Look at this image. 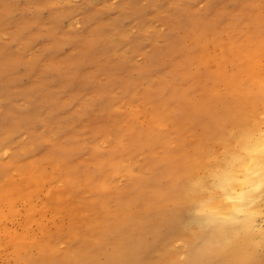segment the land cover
Segmentation results:
<instances>
[{
  "label": "bare ground",
  "instance_id": "bare-ground-1",
  "mask_svg": "<svg viewBox=\"0 0 264 264\" xmlns=\"http://www.w3.org/2000/svg\"><path fill=\"white\" fill-rule=\"evenodd\" d=\"M229 23L226 26L229 27ZM235 34H227L223 40L214 28L203 29L199 35L191 37V58L202 68L213 63L212 70L205 69L202 74L196 72L194 76L183 73L186 80L178 79L179 82L175 83L173 78L171 85H166L163 75L156 73L154 77L157 80L153 85L148 84L147 89L138 90L134 84L122 85L114 103L108 96L112 90L110 75H104V82L98 86L102 93L97 94V101L86 106L85 114L87 119L97 113L105 118L89 126L97 134L96 144H101L97 142H101L99 139L106 133L107 121L116 127L127 122L131 128H116L111 134L109 152L106 156L101 154L102 157L94 158L95 167L89 175L80 169L84 161L81 158L87 156L91 159L99 149L97 145L84 143L59 149L58 143L49 144L46 142L48 139L41 140L44 145L49 144L48 149L34 160H25L15 169L18 179L22 178L29 188L25 193L12 184L7 163L0 164V179L6 182L0 184V207L7 204L9 214L13 215V202L20 199L28 204L29 209L25 211L30 221L37 211L33 204L35 192L39 193L38 190L47 185L52 192L48 196L50 208L68 207L72 210L71 216L76 212L84 214V222L79 227L86 235L83 238L75 235V242L87 241L89 249L93 250L91 253H96L105 248L109 234L117 236L112 252L113 264H132L135 261L147 264L144 248L145 236L149 234L159 236L155 245L158 252L171 259L183 256L180 264H264V120L241 109L249 99H264V27L249 34L239 29ZM107 42L103 38L100 45L107 47ZM216 47L221 50L218 58L211 54ZM164 50L177 52L181 48L173 49L171 46ZM183 55L185 57V54H179L180 57ZM176 66L172 60L168 72L175 78L179 76L174 72ZM228 68L231 69L230 74ZM174 83H184L188 89L178 91L179 86ZM219 85L239 106L235 108L236 115L230 129L219 131L214 137L221 145L220 152L215 155L206 149L205 142L199 140L195 129L181 114L176 120L171 114H177L181 104L191 102L189 92L197 90L205 99L215 98ZM84 86L87 92L94 93L92 84ZM140 95L143 98L151 96L148 98L150 112L142 110L135 116L119 117L118 108L138 105L133 99ZM139 116L142 121L137 124ZM77 118L75 116L74 123L83 132L84 123ZM137 156L142 157L139 164ZM42 161L51 165L53 171L43 174ZM13 162L17 165L19 161L15 157ZM73 163L76 169L72 167ZM120 176L125 177L128 186L117 200V212L110 215L107 202L113 192V180ZM78 182L91 190L88 197L81 196ZM39 230L44 232L41 226ZM24 235L22 238L21 233H16L10 237L15 250L27 242ZM60 238L59 235L42 238L39 243L41 252L46 250H43L41 260L52 259L54 247L61 243ZM31 239L34 240L32 237L29 241ZM177 242H180V251L175 248ZM27 263L39 264L34 261Z\"/></svg>",
  "mask_w": 264,
  "mask_h": 264
},
{
  "label": "rangeland",
  "instance_id": "rangeland-1",
  "mask_svg": "<svg viewBox=\"0 0 264 264\" xmlns=\"http://www.w3.org/2000/svg\"><path fill=\"white\" fill-rule=\"evenodd\" d=\"M207 27L214 28L223 40L227 34L235 36L239 29L244 34L258 32L264 27V0H0V164L7 163L12 184L19 187L17 190L21 193L29 191L22 178L18 179L15 169L25 160L39 157L49 144L58 143L59 149L84 143L97 145V134L89 126L105 118L97 113L87 119L85 114L86 106L97 101V94L102 93L98 86L104 82V75H110L112 90L108 96L114 103L122 85L134 84L138 90L147 89L148 84L153 85L157 80L156 73L163 75L166 85H171L173 78L176 83L178 79L186 80L184 74L194 76L196 72L202 74L205 69L212 70L213 63L205 68L199 67L190 52L191 37ZM103 38L108 41L107 47L100 45ZM171 46L173 49L179 46L182 52L164 50ZM220 53L219 47L211 52L216 58ZM179 54H185V57ZM172 60L177 64L174 72L179 76L176 78L173 73H168ZM228 69L230 74L231 69ZM85 84H92L94 93L87 92ZM175 85L179 86L178 91L188 89L184 83ZM171 90L175 91V88ZM216 90V97L208 99L200 91L189 92L191 102L181 104L177 114H171V117L176 120L181 114L195 129L199 140L205 142L206 149L218 155L221 145L214 137L219 131L230 129L236 115L235 108L239 105L230 100L222 85ZM145 97L140 95L133 99L138 102L136 106H120L119 117L135 116L142 110L150 112L148 98L151 96ZM243 106L241 109L245 113L251 111L257 119L264 120V99H249ZM75 116L83 121V132L78 124L75 125ZM141 121L140 116L136 118L137 124ZM109 122L105 124L106 133L99 139L101 142H97L101 143L97 145L99 149L91 159L87 156L81 158L84 161L80 169L85 175L93 171L94 158L106 156L109 152L111 134L116 128L128 130L131 126L123 122L116 127ZM43 139H48L49 144L44 145ZM15 157L19 161L17 165L13 162ZM136 159L137 164L141 163L142 157ZM40 165L43 174L53 171L52 166L43 161ZM72 167L76 169L74 163ZM74 177L82 180L78 175ZM114 180L113 192L107 202L110 215L117 212V200L128 186L125 177ZM5 183L0 179V184ZM77 186L81 196L88 197L91 190L83 187L81 182ZM47 188L45 185L38 190L39 193L35 192L38 196L35 195L33 204L37 211L33 213L31 223L26 216L28 204L20 199L13 202V215L9 214L7 204L0 207V264H28L29 261L39 264H113L111 259L117 236L109 234L105 248L91 253L93 250L89 249L87 241H74L75 235L83 238L85 234L79 227L84 222V214L76 212L71 216L72 210L68 207L50 208L52 192ZM40 226L44 232L39 230ZM16 233H21L22 238L25 233L24 240H27L20 246L22 248H16L18 251L10 240ZM44 233L46 237H61L51 260H41L43 250H46L41 252L39 246L46 238ZM32 237L34 240L29 241ZM158 237L145 236V262L180 264L183 256L171 259L157 251ZM174 245L178 251L182 250L180 242ZM132 264L141 263L135 261Z\"/></svg>",
  "mask_w": 264,
  "mask_h": 264
}]
</instances>
